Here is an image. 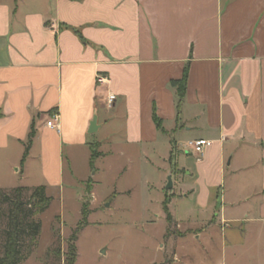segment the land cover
<instances>
[{"label":"crops","instance_id":"0c3cea01","mask_svg":"<svg viewBox=\"0 0 264 264\" xmlns=\"http://www.w3.org/2000/svg\"><path fill=\"white\" fill-rule=\"evenodd\" d=\"M186 65L177 107L170 81ZM53 112L59 130L46 126ZM194 139L211 144L195 154ZM94 143L95 160L155 172L161 207L168 191L172 224L189 231L179 244L191 235L208 248L219 232L235 261L264 264V0H0V155L19 186L33 165L47 195L94 187ZM178 200L193 213L172 211Z\"/></svg>","mask_w":264,"mask_h":264},{"label":"rangeland","instance_id":"374dc122","mask_svg":"<svg viewBox=\"0 0 264 264\" xmlns=\"http://www.w3.org/2000/svg\"><path fill=\"white\" fill-rule=\"evenodd\" d=\"M102 134L104 136L101 132L98 137ZM76 155V165L84 171L80 152ZM3 156L0 155V187L8 190L23 185L19 183L20 174L15 172L18 165L8 164ZM86 171L89 175L96 172L90 191L88 186L92 180L81 186L77 183L76 191L69 193L60 191L61 186H66L64 183L49 189L50 205L35 216L41 222L36 247L21 264H68V239L82 218L83 208L88 212L87 225L78 233L74 264H243L247 260L241 257L235 261L229 250L223 248L222 251L219 232L214 244L208 248L204 240L193 239L191 235L179 244L178 236L189 231L165 221L161 207L163 191L151 169L141 168L136 162L130 167L126 158L115 156L95 160ZM38 172V167L31 165L29 179L24 185H41ZM165 194L170 196L168 191ZM29 195L27 191L22 193L26 208H29ZM9 208L10 205L0 197V256L3 254L2 230ZM170 209L187 215L193 213L191 203L186 200L173 202ZM199 232L202 229H192L189 234Z\"/></svg>","mask_w":264,"mask_h":264},{"label":"trees","instance_id":"16d2710c","mask_svg":"<svg viewBox=\"0 0 264 264\" xmlns=\"http://www.w3.org/2000/svg\"><path fill=\"white\" fill-rule=\"evenodd\" d=\"M187 76L188 65L185 66L181 78L170 81V85L175 89L177 107L180 106L185 95ZM153 119L157 127L160 128L159 119L155 114L153 115ZM33 136L34 131L31 129L21 163L25 159ZM89 147L91 151L89 165L92 167L94 160L99 156V152L97 151V144H89ZM90 183L91 181H89V191L91 189ZM25 191L30 193L28 197L29 208H26L27 204L22 199V193ZM11 192L12 194H10ZM0 197L3 202H7L10 205L6 216V225L2 230L3 254L0 256V264H21L36 247L37 238L41 232V222L35 216L41 214L48 208L52 197L46 194L44 185L35 187L18 186L8 190L0 188ZM169 199L170 196L166 195L162 202V209L166 222L171 224L172 219L168 210ZM81 216L80 222L68 239V251L66 255L68 264H74L76 261L77 253L75 242L78 238V233L87 225L88 212L85 208L82 209Z\"/></svg>","mask_w":264,"mask_h":264},{"label":"built area","instance_id":"2783aa9c","mask_svg":"<svg viewBox=\"0 0 264 264\" xmlns=\"http://www.w3.org/2000/svg\"><path fill=\"white\" fill-rule=\"evenodd\" d=\"M97 81L99 84H106L108 83V79L105 75H98ZM115 101V95L111 92H109L106 96V105L108 108H110ZM58 114L57 112H53L50 114L49 118L46 121V126L49 128H54L56 130H59L58 124ZM211 144V141L206 139H194V140H188L185 144V147L189 149L192 153L195 154H202L203 149L205 146H208Z\"/></svg>","mask_w":264,"mask_h":264},{"label":"water","instance_id":"95a60500","mask_svg":"<svg viewBox=\"0 0 264 264\" xmlns=\"http://www.w3.org/2000/svg\"><path fill=\"white\" fill-rule=\"evenodd\" d=\"M96 128H97V126H96V116H93V119H92V121L90 123V127H89V133L95 132ZM171 188H172V179H171V175L169 174L167 176V182H166V185H165V189L169 190ZM101 252L104 253L105 250L102 249Z\"/></svg>","mask_w":264,"mask_h":264}]
</instances>
